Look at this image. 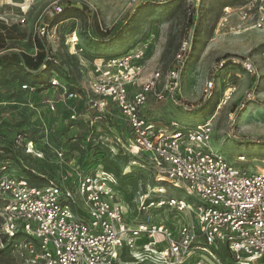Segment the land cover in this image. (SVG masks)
Wrapping results in <instances>:
<instances>
[{"label": "built area", "instance_id": "obj_1", "mask_svg": "<svg viewBox=\"0 0 264 264\" xmlns=\"http://www.w3.org/2000/svg\"><path fill=\"white\" fill-rule=\"evenodd\" d=\"M241 5L240 20L263 28L264 0H242ZM63 11L58 5L50 15ZM50 27L56 30L57 24L39 23L37 37L47 38ZM183 51L164 74L147 70L145 46L92 65L94 98L86 101L85 110L95 113V121L108 115L114 122L116 114L127 125L129 136L119 135L138 161L136 171L146 173L125 204L118 199L117 179L93 167L81 168L78 159L66 160L61 150L50 148L55 163L51 155L49 163L57 173L39 185L31 183L26 166L0 150V235L16 241L14 247L31 264H264V167L250 172L241 167L248 164L246 156L228 161L213 151V117L189 128L157 118L168 95L170 103L194 108L177 102ZM47 60L56 65L50 55ZM240 65L251 72L248 61ZM50 85L63 93L65 102L74 100L57 78ZM213 93L209 78L204 101ZM231 95L224 93L222 101ZM68 111L76 119V108ZM23 148L46 162L34 142ZM173 190H182L184 199L172 197ZM186 197L193 198L191 204ZM160 211L179 220L168 226L156 221Z\"/></svg>", "mask_w": 264, "mask_h": 264}, {"label": "rangeland", "instance_id": "obj_2", "mask_svg": "<svg viewBox=\"0 0 264 264\" xmlns=\"http://www.w3.org/2000/svg\"><path fill=\"white\" fill-rule=\"evenodd\" d=\"M241 4L242 0H164L162 3L0 0V21L6 25L19 24V32L24 34L23 39L8 42L11 52L28 55L37 53L34 46L37 27L41 22L53 25L50 22L56 16L50 13L56 6L79 9L71 13L70 18L57 23L56 30L48 29L49 35L44 41L56 65L49 66L37 78L21 73L14 65L0 69V145L8 147L6 141L16 134L34 133L38 141L41 136L44 141L52 136L56 142H76L75 159L81 157L95 171L107 173L114 179L118 175V199L125 204L124 200H129L142 182L136 171L138 161L130 153L128 141L116 133L113 127L116 124L108 115L95 121V113L85 110L86 101L94 98L90 90L95 79L92 65L145 46L147 70L164 74L183 48L177 102L194 108L190 111L180 108L179 104L170 103L172 99L168 95L163 106L156 110L157 118L166 123L175 120L183 128H189L213 117L214 135L210 144L213 151L221 153L228 161H235L239 154L246 156L248 164L241 167L250 172L264 167L260 164L264 160V141H258L264 140V27L257 29L253 22L240 20ZM83 5L86 9L81 11ZM191 9L194 10V23L188 28ZM99 32H111L112 37L102 38ZM246 61L252 66L251 72L238 65ZM26 76L27 84L38 80L44 86L38 83L33 91L23 90L22 78ZM51 78H57L73 93L74 100L65 102L62 92L46 88ZM209 78L213 79L214 93L210 100L204 101L203 89ZM229 89L233 90L231 98L217 108ZM69 108H76V119L71 120ZM69 136L77 138L67 141ZM95 145L101 152L98 158L93 152L87 154ZM23 146L17 138L12 147L21 163L28 169H40L42 159L24 152ZM45 159L51 167L49 158ZM132 161L136 164L131 165ZM44 173L52 176L49 174L53 171L48 169ZM125 185L131 190L122 191ZM171 195L175 199L185 197L182 190H173ZM185 201L191 204L193 198L186 197ZM131 210L134 212L135 207ZM159 214L156 221L161 219L167 226L179 220L171 218L167 212ZM15 244L16 241H8L0 235V264H31Z\"/></svg>", "mask_w": 264, "mask_h": 264}, {"label": "trees", "instance_id": "obj_3", "mask_svg": "<svg viewBox=\"0 0 264 264\" xmlns=\"http://www.w3.org/2000/svg\"><path fill=\"white\" fill-rule=\"evenodd\" d=\"M142 1L151 2V3L152 2L153 3H162L164 0H142ZM67 8H66L67 10L64 8V11L62 12V14L56 16V18L54 20H52V22H50V24H57V23L65 20V19L70 18L71 13L79 11L78 8H72V7L71 8L67 7ZM69 9H71V10H69ZM85 9H86V7H85V5H83L81 11H83ZM193 21H194V10L191 9V16L189 19V23L187 24L188 28L193 27V23H194ZM99 34H100V37H102V38L106 37L105 39H110L112 37L111 32L110 33L107 32L106 34H102L101 32H99ZM23 37H24V34L19 32V24L6 25L4 22L0 21V69L2 67L14 65L16 67H19L21 73L26 72L27 75H32V77H34V78L40 77L41 73L43 71H47L49 66H54V65H52L51 60H47V57L50 55L47 44L43 39L36 37L34 39V46H35L36 51H37V53L35 55H28V54L21 53V52L20 53L11 52L12 48L9 46L8 42L20 40V39H23ZM238 65L240 66V64H238ZM22 79L24 80V82L22 81L23 84L25 83V85H27L29 89L37 88L36 84L39 83L38 80H36L35 82H32L29 85V84H27L29 81L27 76L22 78ZM39 85L44 86L43 83H41V84L39 83ZM46 88L52 89V87L50 85V81H47ZM113 116L116 117V119L114 120V122H115L114 124H116V126L113 125L114 129L116 130V133H123L125 136L128 137L130 134V130L128 129L127 125L125 123H123L117 117L116 114H113ZM36 135H37L36 133H34V135L16 134L13 136V138L10 141H6V143L9 146L4 147V146L0 145V150L3 152V154H5V155L8 154L9 158L14 160L20 166H24V165L21 163V160L19 159L18 155L16 154V152L12 148L13 145L16 143L17 138H20L24 144L28 141L34 142L36 148L39 150L41 149L44 152V155L46 157L51 155L52 160H54V156L52 154H48V153H50V148H55V149L61 150L64 153L66 160H69L71 157H73L76 150H78L77 148L74 147V145H76V142H71V143L69 142L66 144L64 142L60 143V142H56L52 136L48 137L46 141H44L43 140L44 137L41 136V138H40L41 140L38 141V138ZM88 135H90V133H88ZM88 135H87V137H88ZM95 135H97V134H95ZM80 137L82 138V136H80ZM75 138H77V137L76 136H69L67 141H70L71 139H75ZM22 139H24V140H22ZM258 141H264V140L259 139ZM91 152H93L94 155H96V158L101 156V152L98 150L97 145L90 147L89 151H87V154L91 153ZM78 160H79V164H80L81 168H83V169L85 168L86 170H90L92 168L89 166V162H87L85 160H81V157L78 158ZM40 161L43 162L40 169L34 168V169H29V171H25V172H27V175L29 176L31 183L36 184V185L45 183L46 181H48L47 179H50V177H55L56 173H57L56 168H53L52 166L50 167L49 165H47L45 160H40ZM96 161H98V160H95V162ZM48 169L53 171V174H49L52 176H47L48 173H44ZM42 172L44 174H42ZM37 174H42V175L46 174V176L40 177ZM137 175H138L139 180L140 179H144V180L146 179V173H144L142 171H138ZM115 177L117 180H119L118 175H116ZM126 189H128V187L126 185L124 187H122V191H124Z\"/></svg>", "mask_w": 264, "mask_h": 264}, {"label": "bare ground", "instance_id": "obj_4", "mask_svg": "<svg viewBox=\"0 0 264 264\" xmlns=\"http://www.w3.org/2000/svg\"><path fill=\"white\" fill-rule=\"evenodd\" d=\"M73 39H74V38H73ZM73 39H72V40H73ZM230 92H233V90H232V89H229V90L227 91V95H229ZM224 104H226L225 101H222L221 105H224Z\"/></svg>", "mask_w": 264, "mask_h": 264}]
</instances>
